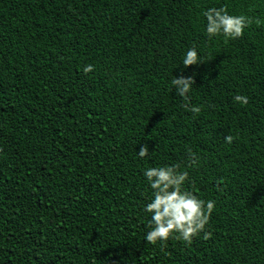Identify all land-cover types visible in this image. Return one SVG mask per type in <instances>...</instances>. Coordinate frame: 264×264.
<instances>
[{"label": "trees", "instance_id": "16d2710c", "mask_svg": "<svg viewBox=\"0 0 264 264\" xmlns=\"http://www.w3.org/2000/svg\"><path fill=\"white\" fill-rule=\"evenodd\" d=\"M224 5L253 23L209 39ZM176 163L212 235L149 244L144 171ZM0 264H264V0H0Z\"/></svg>", "mask_w": 264, "mask_h": 264}, {"label": "clouds", "instance_id": "9594fccd", "mask_svg": "<svg viewBox=\"0 0 264 264\" xmlns=\"http://www.w3.org/2000/svg\"><path fill=\"white\" fill-rule=\"evenodd\" d=\"M206 18V33L209 39L223 36L225 39H237L244 35V30L253 23V18L245 14L233 15L228 11V6L219 8L210 7L203 11ZM260 24V20H255ZM199 54L195 46L190 47L184 57L182 64L184 67L201 63ZM94 70V65L88 64L83 68L87 74ZM192 76L175 77L171 84L175 86L177 94L183 97L188 103L184 106L194 114L201 112V106L191 105L188 93L194 84ZM235 102L242 105L249 103L245 95L233 97ZM234 140L232 135L225 137V142L231 144ZM189 153V167L196 166L200 162V157L192 151ZM149 149L147 145L139 149L138 155L143 158L147 156ZM150 188L152 198L145 205V211L151 213L150 230L145 234V240L149 244L162 245L170 238L191 244L194 237L203 232L204 238L208 239L212 235L206 231L210 218L215 210L216 201L214 199L205 200L194 191L184 187L189 180V172L181 170V164L164 165L161 167H151L144 171Z\"/></svg>", "mask_w": 264, "mask_h": 264}]
</instances>
